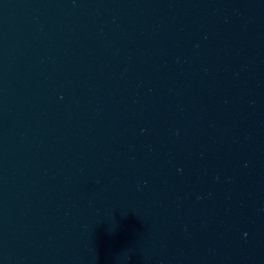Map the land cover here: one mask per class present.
I'll list each match as a JSON object with an SVG mask.
<instances>
[{
    "label": "water",
    "instance_id": "obj_1",
    "mask_svg": "<svg viewBox=\"0 0 264 264\" xmlns=\"http://www.w3.org/2000/svg\"><path fill=\"white\" fill-rule=\"evenodd\" d=\"M264 0H0V264H257Z\"/></svg>",
    "mask_w": 264,
    "mask_h": 264
}]
</instances>
